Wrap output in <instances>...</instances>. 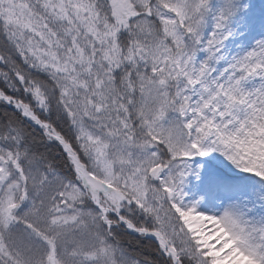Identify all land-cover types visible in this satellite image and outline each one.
Segmentation results:
<instances>
[{
	"label": "snow or ice",
	"instance_id": "obj_1",
	"mask_svg": "<svg viewBox=\"0 0 264 264\" xmlns=\"http://www.w3.org/2000/svg\"><path fill=\"white\" fill-rule=\"evenodd\" d=\"M0 264H264V0H0Z\"/></svg>",
	"mask_w": 264,
	"mask_h": 264
}]
</instances>
